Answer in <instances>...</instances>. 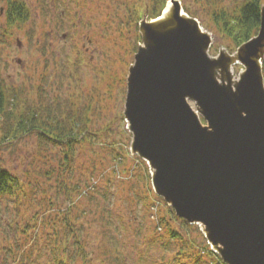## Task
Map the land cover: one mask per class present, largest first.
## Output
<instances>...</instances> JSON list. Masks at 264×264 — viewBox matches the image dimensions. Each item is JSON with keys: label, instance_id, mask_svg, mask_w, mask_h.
Returning <instances> with one entry per match:
<instances>
[{"label": "rangeland", "instance_id": "374dc122", "mask_svg": "<svg viewBox=\"0 0 264 264\" xmlns=\"http://www.w3.org/2000/svg\"><path fill=\"white\" fill-rule=\"evenodd\" d=\"M24 1L31 8V18L7 37L1 26L5 25L7 0H0V74L22 90V99L36 97L44 61L54 53L63 56L68 52L73 57L71 67H63L65 80L50 86L61 99H68L75 88L85 93L86 84L105 91L110 82L117 83L118 77L125 83L118 82L116 90L108 92L98 125L103 128L94 139L97 144L79 147L68 166L64 165L60 147L41 146L35 132L0 144V166L19 180L14 193L0 199V264H56L55 246L67 239L68 261L81 264L83 259L70 258L72 238L70 233L64 237L62 228L67 218H77L73 223L85 241L90 264H126L127 257L129 264H150L147 255L159 258L169 254L168 244H149L153 228L143 226L142 232L130 225L134 215L138 216V227L142 222L147 227L150 222L138 200L149 192L148 170L153 176L155 168L133 152V133L125 111L130 69L140 46H145L140 22L150 20L153 0H87L89 13L82 10V17L78 14L73 20L64 11L69 5L73 7L72 0ZM241 1L180 0L183 8L187 5L199 17L185 12L196 17L210 35L207 52L211 58L221 59L224 52H234L230 42L203 25L202 20L208 21L215 2L231 7ZM74 11L80 13L78 6ZM73 42L81 46L80 59L77 51L70 49ZM243 67L241 63L235 65L236 77ZM262 67L264 75V54ZM57 84L63 85L58 89ZM188 101L194 110L201 109L195 100ZM200 119L207 124L202 112ZM113 143L117 150L112 152ZM118 153L124 155L120 163L116 160ZM169 205L162 197L163 212ZM171 223L186 232L180 220ZM195 223L209 242L203 226ZM190 237L197 239L198 248L204 247L201 232L192 231ZM172 245L173 249L181 247L179 243Z\"/></svg>", "mask_w": 264, "mask_h": 264}, {"label": "water", "instance_id": "95a60500", "mask_svg": "<svg viewBox=\"0 0 264 264\" xmlns=\"http://www.w3.org/2000/svg\"><path fill=\"white\" fill-rule=\"evenodd\" d=\"M170 1L172 22H155L162 14L140 22L145 46L130 69L125 111L133 152L154 166L155 191L203 224L224 261L264 264V9L259 34L236 51L246 68L234 91L213 74L228 56L211 58L200 21Z\"/></svg>", "mask_w": 264, "mask_h": 264}, {"label": "trees", "instance_id": "16d2710c", "mask_svg": "<svg viewBox=\"0 0 264 264\" xmlns=\"http://www.w3.org/2000/svg\"><path fill=\"white\" fill-rule=\"evenodd\" d=\"M72 2L74 3L73 7L69 5L64 9L70 20H73L78 14L82 17V10L89 13V10H86L87 0H72ZM167 2L168 0H153L149 10V18L158 17ZM75 6H78L80 13L76 11L74 14L72 13ZM184 9L189 14L199 17L185 4ZM263 9L264 0H242L231 7L223 2L220 4L215 2L209 13L208 21L202 20V23L215 33L225 37L230 42L233 53L244 42L259 34L262 26ZM5 14V25L2 24L1 26L7 37H12L14 30L23 28L31 18V8L24 0H7ZM73 48L77 51L80 59L81 46L79 42H73L70 49ZM72 58L66 52L63 56H57L54 53L51 58L45 59L36 84L37 95L35 98L22 99V90L11 86L6 78L0 74V144L12 142L23 135L35 132L39 137L38 143L41 146L60 147L63 159L66 161L65 166H68L69 162L75 158V153L79 147L97 144L94 139L98 138V133L103 128L98 125L105 107V100L109 95L108 92L115 91L117 83L124 84L125 81L118 77L117 83H113V80L105 91L100 90L95 85L91 88L86 84L85 93L75 88L68 94L70 95L68 99H61L59 94L51 92L53 87L50 89V86L55 81L63 82L65 80L63 67H71ZM48 60H53V63H49ZM77 64V61L73 62L74 66ZM62 85L57 84L58 89ZM112 147V152L117 150L116 144L113 143ZM116 156L117 163H120L124 158L121 153ZM141 159L146 163L145 159L142 157ZM146 165L148 164L146 163ZM148 179L149 192L142 195L138 204L140 207L143 206L150 222L147 227L143 222L138 227V216L134 215L130 225L142 230V232L143 226L145 229L153 228L151 231L152 239L149 240V244L162 241L163 244H168L169 252V254H162L159 258H153L152 255L154 254H148L147 258L150 260V264H228L219 253L211 249L210 243L204 238L198 224L183 219L171 205L166 206L165 212H163L160 208L162 197L153 188L152 175L149 170ZM18 184V177L7 168L0 166V199L7 194H13L14 190L19 187ZM133 210L129 209L128 211L132 212ZM107 212L112 217L111 212L109 210ZM75 219L77 218H67L62 225L66 232L64 237L70 233L72 238L73 254L70 258H81L83 259L81 264H90V256L85 250V241L81 235L77 234L79 228L73 223ZM176 219L182 222V228H186V232L172 226L171 222ZM195 230L201 232V236L204 238V247L198 248L197 239L190 237V232ZM173 243H179L181 247L173 249ZM55 247L56 264H74V262L68 261V239L64 243H58ZM129 259L130 257H127L126 264H129ZM121 264L125 263L122 262Z\"/></svg>", "mask_w": 264, "mask_h": 264}, {"label": "bare ground", "instance_id": "6f19581e", "mask_svg": "<svg viewBox=\"0 0 264 264\" xmlns=\"http://www.w3.org/2000/svg\"><path fill=\"white\" fill-rule=\"evenodd\" d=\"M173 10H174V3L172 1H169L167 6L165 7L164 11L162 12V16L160 18L156 19L155 22H157V21L162 22V21H166V20H167V22L168 21L172 22ZM184 15L187 16L186 14H184ZM202 30H204V29L202 28ZM225 54L228 56L227 64L225 65L224 68H222L220 66H214L213 74L219 83L227 85L230 88V90L236 91L237 84L240 80L241 74L244 72V70L246 68V64L238 58L236 52H234L233 54H229L226 52ZM263 54H264V49H262V53H261L262 57H263ZM240 63L244 67H243L240 75L238 77H236L235 76V65L240 64ZM196 113L200 119L201 110H196ZM201 225L203 226V224H201Z\"/></svg>", "mask_w": 264, "mask_h": 264}]
</instances>
